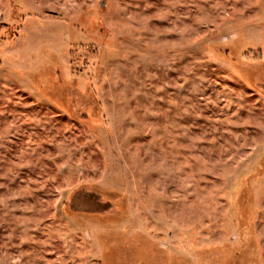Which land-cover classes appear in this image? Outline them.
I'll use <instances>...</instances> for the list:
<instances>
[{
  "label": "rangeland",
  "instance_id": "374dc122",
  "mask_svg": "<svg viewBox=\"0 0 264 264\" xmlns=\"http://www.w3.org/2000/svg\"><path fill=\"white\" fill-rule=\"evenodd\" d=\"M208 263L264 264V0H0V264Z\"/></svg>",
  "mask_w": 264,
  "mask_h": 264
},
{
  "label": "trees",
  "instance_id": "16d2710c",
  "mask_svg": "<svg viewBox=\"0 0 264 264\" xmlns=\"http://www.w3.org/2000/svg\"><path fill=\"white\" fill-rule=\"evenodd\" d=\"M209 263H210V261H209ZM209 263H208V264H209Z\"/></svg>",
  "mask_w": 264,
  "mask_h": 264
}]
</instances>
